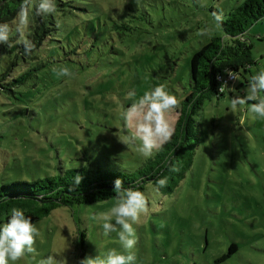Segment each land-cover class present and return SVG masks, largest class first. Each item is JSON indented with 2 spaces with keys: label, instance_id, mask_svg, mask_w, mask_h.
Returning a JSON list of instances; mask_svg holds the SVG:
<instances>
[{
  "label": "rangeland",
  "instance_id": "obj_1",
  "mask_svg": "<svg viewBox=\"0 0 264 264\" xmlns=\"http://www.w3.org/2000/svg\"><path fill=\"white\" fill-rule=\"evenodd\" d=\"M243 1L64 4L58 30L33 60L40 68L16 88L17 100L0 93V183L71 168H85L90 176L104 169L145 168L149 157L138 151L139 139L128 142L133 130L123 113L157 85L181 106L190 88L191 56L212 37H226L212 13L225 19ZM205 28L209 31L198 34ZM246 39L252 43L250 71L235 72L223 95L203 101L196 115L200 138L179 184L163 193L146 181L142 192L149 211L133 225L135 264H264V118L248 111L252 102L237 110L230 104L232 97H245L250 77L264 70V18L248 28ZM62 67L71 75L53 70ZM177 117V108L166 113L172 128ZM115 203L112 197L60 204L47 214L40 203L29 207L39 215L32 219L39 231L38 255L9 264H36L48 255L78 264L86 255L123 251L117 233L105 236L93 219ZM231 244L236 252L222 258Z\"/></svg>",
  "mask_w": 264,
  "mask_h": 264
},
{
  "label": "trees",
  "instance_id": "obj_2",
  "mask_svg": "<svg viewBox=\"0 0 264 264\" xmlns=\"http://www.w3.org/2000/svg\"><path fill=\"white\" fill-rule=\"evenodd\" d=\"M38 0H32L30 23L24 37L33 47L25 51L19 42L22 37L15 31L17 13L23 0H0V24L7 23L12 28L10 42L0 44V93L12 96L17 100L20 92L17 90L34 75L40 65H33L38 58V51L49 37L58 30V18L64 15V4L73 7L72 0H56L57 10L54 14L38 15L35 5ZM131 6H136L139 0H129ZM68 8V7H67ZM70 9V8H69ZM264 18V0H244L240 5L226 13L221 27L225 38L212 39L193 53L190 60V88L177 108L178 117L170 139L165 142L160 151L149 157L145 168L136 171L124 169H104L90 176L85 168L61 170V174L47 175L34 179L15 178L9 182L0 183V222H4L11 214L12 208L27 207L26 216L37 219L39 215L32 211L31 206L42 207L46 214L57 205L72 206L80 203H92L115 197L112 191L113 181L120 178L125 187L137 188L142 191L146 181L155 188L157 179H166L167 183L159 187L163 193L171 192L180 182L186 170L192 164L193 156L200 138L199 123L196 115L203 101L211 95L217 97L225 93L219 90L216 76L224 71H241L246 74L250 70L252 43L246 39L248 28L256 21ZM236 75V73H235ZM17 88V89H16ZM80 176L79 184L74 178ZM30 207V208H29ZM45 207V208H44ZM84 233L81 235L82 247H85ZM237 246L231 244L222 258L236 252Z\"/></svg>",
  "mask_w": 264,
  "mask_h": 264
},
{
  "label": "clouds",
  "instance_id": "obj_3",
  "mask_svg": "<svg viewBox=\"0 0 264 264\" xmlns=\"http://www.w3.org/2000/svg\"><path fill=\"white\" fill-rule=\"evenodd\" d=\"M32 0H23L21 8L17 13V23L15 31L20 34L19 40L25 47V51L30 50L33 45L24 37L25 30L30 23V9L28 5ZM57 10L56 0H38L35 5V12L38 15L54 14ZM213 23L220 27L223 21L222 14L212 13ZM209 29H201L198 34L203 35ZM12 28L7 23L0 24V44H8ZM58 75H71L66 67L53 69ZM232 79L237 76L231 72ZM235 81V80H234ZM224 90L223 87L220 89ZM129 96L134 93H129ZM248 102V111L255 116L264 118V70L252 75L248 82L247 95L245 97L235 96L230 100L231 108L237 110L239 105ZM180 101L175 95L165 90L164 85H157L151 91H147L134 102L124 113L123 118L129 121V126L133 133L127 138L128 142L141 141L138 151L145 157H150L153 149H159L167 142L173 132V128L166 119V113L179 107ZM79 184L81 177L74 178ZM166 179H157L156 191L159 187L165 186ZM112 191L115 193V205L107 212H100L93 216V219L101 222L103 234L117 233L123 251L115 248L109 249L104 254L95 256H84L78 264H135L136 256L132 251L137 243L134 224L138 223L141 214L149 211L148 201L145 194L137 188L125 187L120 178L113 181ZM114 221V222H113ZM38 229L32 222L31 217L24 214L21 208H12L11 214L5 222L0 223V264H9V261H17L25 255H30L36 260L38 253L34 247ZM65 259H57L54 255H48L36 261V264H65Z\"/></svg>",
  "mask_w": 264,
  "mask_h": 264
},
{
  "label": "built area",
  "instance_id": "obj_4",
  "mask_svg": "<svg viewBox=\"0 0 264 264\" xmlns=\"http://www.w3.org/2000/svg\"><path fill=\"white\" fill-rule=\"evenodd\" d=\"M229 72L235 74L233 71H224L223 74H218L216 76L217 82L219 83V90L221 89V87H223L224 89L227 88L229 84L234 82L235 79H232L230 77Z\"/></svg>",
  "mask_w": 264,
  "mask_h": 264
}]
</instances>
